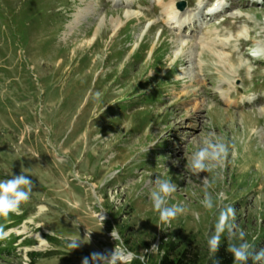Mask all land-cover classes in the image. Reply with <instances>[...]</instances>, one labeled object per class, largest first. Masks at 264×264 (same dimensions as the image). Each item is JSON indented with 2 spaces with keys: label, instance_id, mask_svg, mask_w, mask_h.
I'll return each mask as SVG.
<instances>
[{
  "label": "rangeland",
  "instance_id": "rangeland-1",
  "mask_svg": "<svg viewBox=\"0 0 264 264\" xmlns=\"http://www.w3.org/2000/svg\"><path fill=\"white\" fill-rule=\"evenodd\" d=\"M198 3L0 0V180L24 171L34 185L4 226L0 264H81L152 244L147 264H159L170 243L215 264L206 240L218 213L200 204L206 176L264 248V1ZM172 4L188 19L181 26ZM210 130L229 155L192 174L187 160ZM157 178L176 183L169 203L187 208L170 225L144 187ZM123 253L116 264L138 260Z\"/></svg>",
  "mask_w": 264,
  "mask_h": 264
},
{
  "label": "clouds",
  "instance_id": "clouds-1",
  "mask_svg": "<svg viewBox=\"0 0 264 264\" xmlns=\"http://www.w3.org/2000/svg\"><path fill=\"white\" fill-rule=\"evenodd\" d=\"M148 149V148H147ZM147 149L145 151H147ZM229 155V146L216 135L214 130H210L208 135L203 136L199 141L197 148L192 152L187 160L186 167L192 174L208 173L222 168ZM179 163V161H174ZM23 169V168H22ZM204 188L203 198L200 204L209 212L218 213L216 222L207 235V248L210 258L218 252L223 239L227 238V251L232 254L234 264H247L251 259L252 264H264V248L256 250L255 243L249 242L247 233L237 222V211L232 204H223L224 193H218L214 198L208 189L213 187L212 180L206 176L202 180ZM33 182L24 171L20 175H12L10 178L0 180V218L7 219L11 214H19L21 205L31 199L33 193ZM147 188L148 199L153 209L158 213L159 221L163 224H171L179 216L187 211L186 205L182 203H169L173 194L177 192V184L170 179L157 178L154 182L148 180L145 185ZM221 201V203H218ZM215 210V211H214ZM199 213L195 214V219L199 220ZM264 220H258L262 223ZM90 234V233H89ZM10 231L0 225V241L6 240ZM117 235L116 228H113L111 236ZM80 239H73L68 247L77 249ZM159 246L152 244L150 249H144L142 252H131L125 249L115 248L111 255L93 252L90 256L82 258L81 264H116L117 257L121 251L126 252L127 256L138 259L141 264H147L148 254H155ZM215 264H220L215 261Z\"/></svg>",
  "mask_w": 264,
  "mask_h": 264
},
{
  "label": "trees",
  "instance_id": "trees-1",
  "mask_svg": "<svg viewBox=\"0 0 264 264\" xmlns=\"http://www.w3.org/2000/svg\"><path fill=\"white\" fill-rule=\"evenodd\" d=\"M0 221L2 222L3 226L9 223L16 224V223L11 222L12 219L10 216L7 219L0 218ZM49 239L56 240V238H49ZM162 248L164 247H161V249ZM34 254H37V253H32V255ZM201 260L202 258H201V252L199 251V247L193 248V247L188 246L184 249H179L178 244L170 243L169 247L167 248L164 255L162 256L159 264H201ZM215 261H219L220 264H234V258L232 254L227 251V245L225 243L221 244L218 252L215 254L214 262ZM133 264H141V261L135 260ZM247 264H252L251 259H249Z\"/></svg>",
  "mask_w": 264,
  "mask_h": 264
},
{
  "label": "bare ground",
  "instance_id": "bare-ground-1",
  "mask_svg": "<svg viewBox=\"0 0 264 264\" xmlns=\"http://www.w3.org/2000/svg\"><path fill=\"white\" fill-rule=\"evenodd\" d=\"M198 2L199 3H201V4H203V2H204V0H198ZM173 3V2H172ZM198 3V4H199ZM175 4V3H174ZM174 4H172L173 6H172V10H171V12H170V14H169V19L170 20H172V21H174V23H180L181 25L183 24V23H185L186 21H184V20H182V18H181V20H178L180 17H181V15H183L184 13H182V14H180L179 13V11H177V9L174 7ZM222 5H224V2L222 1V2H218V1H216V3L213 5V7H211V9H210V11L213 13L214 12V10H216L218 7H221ZM199 6V5H198ZM201 7L199 6L197 9H200ZM198 12H199V10H197V13H196V15L198 14ZM130 16V15H129ZM183 16H185V15H183ZM75 17H77V15L75 16ZM78 19V18H77ZM71 29H73V26L72 25H70L69 26ZM225 43V42H224ZM184 44V43H183ZM215 44V43H214ZM217 44V43H216ZM221 45H222V43H221Z\"/></svg>",
  "mask_w": 264,
  "mask_h": 264
},
{
  "label": "water",
  "instance_id": "water-1",
  "mask_svg": "<svg viewBox=\"0 0 264 264\" xmlns=\"http://www.w3.org/2000/svg\"><path fill=\"white\" fill-rule=\"evenodd\" d=\"M185 6H186V3H185L184 1H182V2L179 3V7H180L181 9H184Z\"/></svg>",
  "mask_w": 264,
  "mask_h": 264
},
{
  "label": "built area",
  "instance_id": "built-area-1",
  "mask_svg": "<svg viewBox=\"0 0 264 264\" xmlns=\"http://www.w3.org/2000/svg\"><path fill=\"white\" fill-rule=\"evenodd\" d=\"M123 254L127 256V254H126L125 252H124ZM127 257H129V256H127ZM129 258H132V257H129ZM129 258H128V259H129Z\"/></svg>",
  "mask_w": 264,
  "mask_h": 264
}]
</instances>
